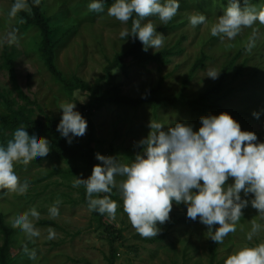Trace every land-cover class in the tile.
Segmentation results:
<instances>
[{"label": "rangeland", "instance_id": "rangeland-1", "mask_svg": "<svg viewBox=\"0 0 264 264\" xmlns=\"http://www.w3.org/2000/svg\"><path fill=\"white\" fill-rule=\"evenodd\" d=\"M14 2L0 0V92L17 99L5 67L6 59L10 58L20 89L36 103V106H29L34 118L43 120L47 115L61 120V105L69 102L75 103V110L81 113L89 101L88 92L75 90L68 94L51 76L39 51L41 36L38 28L24 23L30 11L22 10L15 17L10 16ZM91 2L93 0H40L41 12L50 20L53 30L54 63L64 77H76L88 84L100 80L104 93L116 90L130 98H138L151 90L157 91L159 96H174L184 79L189 77L184 93L193 99L217 84L219 77L208 78V69L221 72L231 63L224 78V89L229 92L221 104L233 113L231 117L242 131L255 133L258 142L264 143V26L254 25L259 29V38L256 46L247 51L252 29H244L232 41L213 37L210 33L217 17L224 14L228 0H178V13L167 24H162L157 17L150 18L156 31L165 39L162 48H149L148 52L166 51L165 63L151 62L145 67H137L127 60L124 69L107 71L115 54L130 47L131 39L121 38L120 33L127 29V23L109 16L107 9L110 6L103 12H92L88 8ZM240 3L243 7V0ZM250 3L257 11L264 9V0H250ZM195 13L204 14L207 23L193 27L189 17ZM13 28L18 29L19 46L6 42L5 37ZM202 57L203 64L194 69L195 61ZM3 112L5 108L0 101V113ZM83 112L93 125L95 165L100 163L95 159L96 153L116 156L120 163L130 164L141 151L136 143L147 137L150 121L162 123L165 130L178 122L192 125L193 131L201 126L200 119L191 117L182 107L153 109L143 105L133 109L108 104L100 110L86 107ZM254 112L259 113V118L252 115ZM221 113L224 112H209L208 115ZM88 138L87 126L86 135L73 138L71 144L85 143ZM73 168L78 169L76 174L66 176L63 173ZM14 170L21 183L27 180L29 187L24 194L0 189V220L13 231L9 264H106V233L98 216L88 209L86 189L73 187L75 177L87 179L82 164L68 158H50L40 163L16 164ZM232 183L229 178L227 185ZM240 195L248 201L254 198L251 193L245 196L241 192ZM58 200L59 216L52 218L49 208ZM114 201L119 205L116 218L109 219L106 214L103 218L122 237L116 243L114 264H224L229 255L240 249L264 243V220L259 219L257 210L250 203L242 210L236 231L225 237L223 243L216 244V255L211 263L208 251L211 232L199 218L196 221L187 218L186 205L174 203L169 221L157 225L161 232L155 238L146 239L132 228L123 210L122 196ZM33 208L40 217L30 219L40 235L30 238L19 228H13L12 223L18 215ZM253 220L260 223L261 228L248 241L246 236ZM214 226L219 227L213 225L212 229ZM49 228L57 234L54 239L47 238ZM2 242L0 232V245ZM25 246L29 252L35 251L34 259L24 251Z\"/></svg>", "mask_w": 264, "mask_h": 264}, {"label": "clouds", "instance_id": "clouds-1", "mask_svg": "<svg viewBox=\"0 0 264 264\" xmlns=\"http://www.w3.org/2000/svg\"><path fill=\"white\" fill-rule=\"evenodd\" d=\"M33 3L39 6L40 0ZM179 7L178 0H114L107 14L124 24L131 20L130 32L121 31V38L134 37L147 51L162 48L165 39L150 18L157 17L162 24H167L177 15ZM88 8L92 12H103L104 2L93 0ZM22 10H31L27 0H15L9 14L15 17ZM189 21L196 27L206 24L207 17L195 13ZM257 23L264 26V9L257 11L250 0H243V7L240 0H228L224 14L217 17L210 33L232 41L244 29H252L246 45V50L251 51L259 38V29L254 27ZM17 32L18 29L13 28L7 34L8 44L19 46ZM219 74L214 68L207 71V77L212 80ZM75 108V103L62 104L57 126V131L69 144L73 138L83 137L87 132V122ZM252 115L259 118V113ZM200 124L196 131L184 122L165 130L162 123L150 121L147 137L136 143L141 151L130 164L120 163L116 156L96 153L95 159L100 163L93 166L87 179L75 177L73 187L86 189L89 211L106 214L112 220L116 218L119 205L110 194L118 189L132 228L143 238H155L161 232L157 225L169 221L175 203L186 205L187 218L192 221L199 218L209 232L213 225H218L210 239L216 244L223 243L225 237L236 231L242 210L249 203L257 210L259 219L264 220V143L258 142L255 133L242 131L239 123L227 113L202 116ZM49 152L50 143L46 138L29 136L23 126L16 129L6 147H0V189L26 193L29 182L21 183L15 165H28ZM229 178L233 180L231 185H227ZM241 192L245 196L251 193L254 198L242 199ZM100 194L105 195L100 198ZM59 203L58 200L49 208L50 217L59 216ZM30 217L39 219L40 213L35 208L30 209L18 215L12 227L19 228L30 238L38 237L40 231ZM260 228L261 224L253 220L246 239L251 241ZM47 231L48 239L56 237L54 229ZM24 251L29 258H35V251L29 252L27 246ZM224 264H264V243L240 249L229 255Z\"/></svg>", "mask_w": 264, "mask_h": 264}, {"label": "trees", "instance_id": "trees-1", "mask_svg": "<svg viewBox=\"0 0 264 264\" xmlns=\"http://www.w3.org/2000/svg\"><path fill=\"white\" fill-rule=\"evenodd\" d=\"M104 8L111 6L114 0H103ZM30 7V15L25 19L24 23L27 25L35 26L38 28L41 36V42L39 51L47 71L51 76L62 86V88L70 94L75 90H81L88 92L89 101L86 105L91 110H100L108 104H114L116 106H122L126 108H139L143 105H149L153 109L159 107H182L188 110L191 117L199 118L202 116H208L209 112L222 111L229 114L228 110L222 106L221 102L229 91L224 89V78L230 65L225 66L219 75L217 84L208 88L196 98H188L185 95V88L188 82V78L182 82L179 92L174 96H159L157 91L151 90L138 98H130L120 94L119 91L113 90L111 93L106 94L102 90L100 80H96L93 84H88L83 80L72 77L67 79L57 69L54 63V48L55 43L53 41V30L50 25V20L44 16L41 12L40 4L35 6L33 0H27ZM135 18V17H134ZM132 21L127 22V29L130 32ZM131 39L130 47L121 53L115 54L112 61L108 65L107 71L115 69H124L125 62L131 60L137 67H145L147 64L153 63H165L164 57L166 51H160L150 54L143 50L141 42L134 38ZM204 57L195 61L194 69L200 67L203 64ZM5 67L9 81L12 86V90L16 94V98H11L9 93L0 92V101L5 108V112L0 113V147H6L7 142L13 138V133L16 129L23 126L29 136L35 135L37 138H46L50 143V152L46 157L35 158L31 163H40L43 160L50 158H68L77 160L82 164L83 170L87 175V178L91 175L94 164V149H93V125L92 122L84 116L83 107L81 110L82 117L86 120L89 128V138L85 143H73L69 144L67 140L60 135L57 131V126L60 122L55 117L45 115L43 120H39L33 117V111L29 106H36L35 101H30L29 98L20 89L16 74L13 68V61L10 58L6 59ZM241 70V67L240 69ZM18 101L21 104H18ZM40 110V108L37 106ZM78 169H68L63 172L66 176L76 174ZM105 194H100V198ZM121 195L118 189H113L110 198L116 200ZM98 216L99 223L103 227L104 232L108 240V254L104 256L106 264H114V256L116 253V243L121 240L120 232L103 221L104 215L94 211ZM217 227L214 226L211 232V236L214 234ZM0 232L2 234V244L0 245V264H9V248L11 243V237L13 231L11 228L3 225L0 220ZM211 238V237H210ZM209 259L212 263L216 255V243L209 239Z\"/></svg>", "mask_w": 264, "mask_h": 264}]
</instances>
